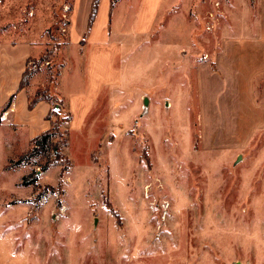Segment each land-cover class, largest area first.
Returning <instances> with one entry per match:
<instances>
[{"label": "rangeland", "instance_id": "rangeland-1", "mask_svg": "<svg viewBox=\"0 0 264 264\" xmlns=\"http://www.w3.org/2000/svg\"><path fill=\"white\" fill-rule=\"evenodd\" d=\"M254 4L176 0L118 55L120 82L71 134L56 90L76 62L71 0H0V44L32 47L27 84H0V264H264V75L234 81L215 61L249 33ZM64 141L69 165L42 170Z\"/></svg>", "mask_w": 264, "mask_h": 264}, {"label": "crops", "instance_id": "crops-1", "mask_svg": "<svg viewBox=\"0 0 264 264\" xmlns=\"http://www.w3.org/2000/svg\"><path fill=\"white\" fill-rule=\"evenodd\" d=\"M175 1L97 0L96 10L90 17L93 0H71L67 47L76 54V62L73 67L67 64L69 56L64 59L56 87L71 115L68 121L71 134L80 131L104 88L120 82V70L115 67L118 55L134 45L136 39L148 35L162 11ZM254 6L256 16L248 22L249 33L244 35L242 29V35L231 37L230 43L215 57L220 71L234 81L245 78L244 70L251 82L264 75V0H255ZM31 48L24 42L13 47L5 42L0 44L2 91L10 93L18 87L24 71L20 62L31 56ZM47 105L38 103L32 113L38 108V113L44 114ZM261 127L257 125L251 131L257 133Z\"/></svg>", "mask_w": 264, "mask_h": 264}, {"label": "trees", "instance_id": "trees-1", "mask_svg": "<svg viewBox=\"0 0 264 264\" xmlns=\"http://www.w3.org/2000/svg\"><path fill=\"white\" fill-rule=\"evenodd\" d=\"M113 2V0H112ZM96 5H97V0H93V4H92V9H91V16H93L95 10H96ZM71 8V5H70ZM44 59V57H40L38 62H41ZM32 71H27V69H25L22 74H21V78L18 84V87L24 86L27 84L29 77L31 76ZM41 98V97H40ZM39 98L33 99V101L30 103L29 108H33V106L35 105L36 101H38ZM71 115L68 114V116L66 117V120H70ZM58 126L57 125H52V127L50 129H47L45 131H43L42 133H40L39 136H37L34 139V143H33V147L31 149V151L28 152L27 156H34L36 155L38 152L42 151L44 149V146L47 142H49V140L55 135L56 131H57ZM62 144H65V141L62 143L59 142H55L53 144V150H54V160L50 163L47 162L44 165L41 166L42 170H46L50 165L52 164H56V161L60 160V159H64L66 165H69V160L67 159V157L60 151V147L62 146ZM64 169V167H63ZM29 175H25L23 177V179H25V184H32L35 185V182L37 180L36 178V172H33V176L29 179L26 180V178Z\"/></svg>", "mask_w": 264, "mask_h": 264}, {"label": "water", "instance_id": "water-1", "mask_svg": "<svg viewBox=\"0 0 264 264\" xmlns=\"http://www.w3.org/2000/svg\"><path fill=\"white\" fill-rule=\"evenodd\" d=\"M166 105H168V103H166ZM56 107H58V105H55ZM143 111L145 112L148 109V98L146 96L143 97ZM240 159V156L237 157V160ZM234 264H250V263H242L240 260L235 261Z\"/></svg>", "mask_w": 264, "mask_h": 264}, {"label": "built area", "instance_id": "built-area-1", "mask_svg": "<svg viewBox=\"0 0 264 264\" xmlns=\"http://www.w3.org/2000/svg\"><path fill=\"white\" fill-rule=\"evenodd\" d=\"M65 29H63V31H64ZM48 62H46V64H47ZM42 64H40L39 66H41ZM1 119H3V116H1Z\"/></svg>", "mask_w": 264, "mask_h": 264}]
</instances>
